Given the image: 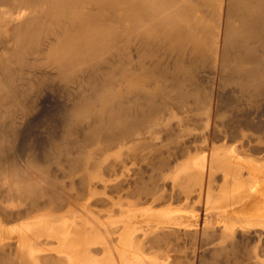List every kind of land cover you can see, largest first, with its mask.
<instances>
[{"label": "bare ground", "instance_id": "6f19581e", "mask_svg": "<svg viewBox=\"0 0 264 264\" xmlns=\"http://www.w3.org/2000/svg\"><path fill=\"white\" fill-rule=\"evenodd\" d=\"M0 264H264V0H0Z\"/></svg>", "mask_w": 264, "mask_h": 264}]
</instances>
